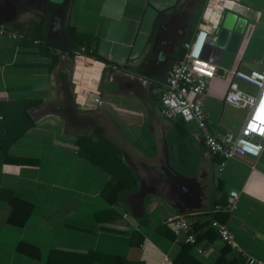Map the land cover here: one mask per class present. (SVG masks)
<instances>
[{"label": "crops", "instance_id": "crops-1", "mask_svg": "<svg viewBox=\"0 0 264 264\" xmlns=\"http://www.w3.org/2000/svg\"><path fill=\"white\" fill-rule=\"evenodd\" d=\"M228 11L246 19V32L232 70L209 81L201 98L220 140L238 134L247 116L226 103L232 72L264 69V0H0V29L18 35H0V264H230L232 256H238L234 264L264 262V151L259 159L230 160L220 171L197 123H180V134L178 118L161 112L162 90L185 43L208 26L204 57L213 63L210 38ZM172 17L174 32L163 33ZM160 34L178 44L151 66L145 61L154 57ZM82 45L92 51L88 65L72 57ZM97 92L103 106L90 110ZM11 117L22 125L4 143ZM29 121L34 125L27 127ZM100 131L137 165L159 161L167 145L176 173L208 176L206 209L217 188L228 201L237 192L219 223L228 226L238 251L227 254L216 229L202 232L195 246L177 237L166 217L186 216L193 228L208 221L206 209L173 213L148 180V190L138 180L111 204L102 192L113 175L80 140Z\"/></svg>", "mask_w": 264, "mask_h": 264}, {"label": "built area", "instance_id": "built-area-1", "mask_svg": "<svg viewBox=\"0 0 264 264\" xmlns=\"http://www.w3.org/2000/svg\"><path fill=\"white\" fill-rule=\"evenodd\" d=\"M207 27L185 43V55L171 70L169 80L162 90L161 112L169 119L182 118L186 122H196L207 151L223 158L220 164V171H222L230 160L244 157L259 159L264 151V69L248 73L241 70L232 72L226 103L235 108L247 110V116L238 134L229 133L220 140L208 127V116L201 101L206 94L209 81L218 76V67L204 57L205 46L210 37ZM0 35L18 38V35L6 33L4 29H0ZM74 58L84 59L85 65L93 60L84 46L75 51ZM107 66L112 69L118 68L111 63ZM93 94L94 106L92 105L90 110L103 106L100 93ZM230 198L227 206L216 208L217 213H227L239 198V194L232 191ZM163 223L168 225L184 242L194 246L197 244L195 234L190 233L192 225L186 216L170 215L163 220ZM211 226L219 232L225 244L232 250L238 251V245L227 225L212 220ZM198 252L203 253L201 249H198ZM249 264H264V262L251 258Z\"/></svg>", "mask_w": 264, "mask_h": 264}, {"label": "water", "instance_id": "water-1", "mask_svg": "<svg viewBox=\"0 0 264 264\" xmlns=\"http://www.w3.org/2000/svg\"><path fill=\"white\" fill-rule=\"evenodd\" d=\"M175 18L172 17L168 23L160 27L163 33L174 32ZM246 26V19L240 17L237 13L232 11L222 13L211 35L209 47L212 62L218 67V75H223L225 72L232 70L246 32ZM56 43L63 46L64 38L59 37ZM177 44L178 42H173V39L168 40L163 34L158 35L153 44L154 57L147 59L145 62H149L151 66L154 65L167 56L166 53L169 52L170 48L175 49ZM147 76L149 77V75ZM112 141L120 150L121 157L136 172L141 189L143 185L144 189L148 190L144 184V180H148L152 184L151 186L155 187V191L152 192L154 196L162 201H159L161 204L167 205L164 206L171 212L178 213L183 210L191 213L208 207L209 197L212 193L208 176L199 175L194 178H188L176 173L169 164L167 145L163 149L162 159L159 161L152 159L149 163H138L137 165L124 152V148L118 142L114 139ZM162 141L167 144L166 139H162ZM135 207L137 211L140 208L139 206ZM134 215L137 217L136 213Z\"/></svg>", "mask_w": 264, "mask_h": 264}, {"label": "trees", "instance_id": "trees-1", "mask_svg": "<svg viewBox=\"0 0 264 264\" xmlns=\"http://www.w3.org/2000/svg\"><path fill=\"white\" fill-rule=\"evenodd\" d=\"M71 33L72 35H75V32H73L72 30H71ZM77 40L82 41V38H80L78 35ZM82 46L87 48L88 54H92V51L90 48H88L85 45H82ZM183 55L180 58V60L183 58ZM72 57H74V54H72ZM30 106L31 105L29 104L28 107ZM25 118L28 121L29 117L27 114H25ZM177 122H178L177 126L180 129V134H181V130L183 129V124H180V123L182 122L184 123V119L178 118ZM21 123L22 122L20 121V118L11 117L8 125H4L8 133L7 136H5L6 138L4 137L1 138V139L4 138V143H8V136L16 132L18 127L22 125ZM33 125L34 123L29 121V125L27 127H31ZM5 140L7 141L5 142ZM80 140L83 141V144L81 146L82 147L86 146V149H88V151L90 152V158H92V161L95 164L101 167H104L109 172H111L113 175L114 179L105 186L102 192L103 196L111 204L118 203L125 192L132 191L137 187V183H138L137 175L124 162L118 149L113 145L112 142H110L104 136L102 131H100L99 133H95L93 136H83L80 138ZM184 152H185V148L180 146L179 153L181 154V157L183 156ZM214 156L216 157L217 162L221 164L223 161V158L218 155H214ZM218 192H219L218 188L214 190V193L212 195V201H211L212 204L210 205V208L204 211H201L203 212L202 214H204L206 218L208 217V221H205L203 223H200V222L194 223L193 228H192L194 232L192 231V229L190 231V233L195 234L197 241H198V237H200L199 235L204 234L202 232H207V231L209 232V230L213 231V229H215L211 226L212 220L221 222L219 220L220 213L216 212V208L218 206H227L229 204V201L224 196L221 198H218L217 196ZM225 245L228 250L227 254H231L232 252L231 247H229L227 244ZM21 249L22 248L20 247V250ZM237 257L232 256V258L229 260L230 264H234L235 261L237 260Z\"/></svg>", "mask_w": 264, "mask_h": 264}, {"label": "flooded vegetation", "instance_id": "flooded-vegetation-1", "mask_svg": "<svg viewBox=\"0 0 264 264\" xmlns=\"http://www.w3.org/2000/svg\"><path fill=\"white\" fill-rule=\"evenodd\" d=\"M116 70H118V68ZM97 117H98V115L96 117H94V120L91 122V126H92L91 128L92 129L94 128V126L96 124Z\"/></svg>", "mask_w": 264, "mask_h": 264}, {"label": "rangeland", "instance_id": "rangeland-1", "mask_svg": "<svg viewBox=\"0 0 264 264\" xmlns=\"http://www.w3.org/2000/svg\"><path fill=\"white\" fill-rule=\"evenodd\" d=\"M114 121H116V119H115V118H114ZM116 122H117V121H116ZM117 124L119 125V127H121V128H122V130L124 131V133H125V134L129 135L127 131L125 132V130L123 129V126H122L120 123H118V122H117Z\"/></svg>", "mask_w": 264, "mask_h": 264}]
</instances>
